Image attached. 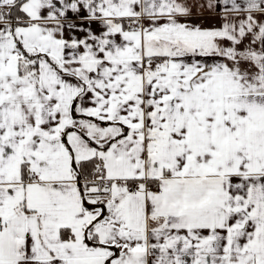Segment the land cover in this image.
Listing matches in <instances>:
<instances>
[{"label": "snow or ice", "instance_id": "1", "mask_svg": "<svg viewBox=\"0 0 264 264\" xmlns=\"http://www.w3.org/2000/svg\"><path fill=\"white\" fill-rule=\"evenodd\" d=\"M0 264H264V0H0Z\"/></svg>", "mask_w": 264, "mask_h": 264}]
</instances>
